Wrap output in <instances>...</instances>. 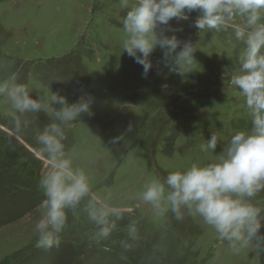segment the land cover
I'll list each match as a JSON object with an SVG mask.
<instances>
[{
  "label": "rangeland",
  "instance_id": "374dc122",
  "mask_svg": "<svg viewBox=\"0 0 264 264\" xmlns=\"http://www.w3.org/2000/svg\"><path fill=\"white\" fill-rule=\"evenodd\" d=\"M127 11L120 0H0V61L7 62L0 81L16 72L33 99L59 92L69 104L95 100L92 118L61 125L65 152L89 176L92 192L68 212L59 248L45 251L35 224L48 161L36 137L59 122L40 112L16 114V124L0 98V264H264V252L252 248L233 255L201 218L186 213L178 222L169 212L159 219L140 199L150 179L215 163L235 132L250 130L243 97L230 84L242 42L231 28L199 32L197 13L173 20L182 29L177 38L196 45L200 67L183 78L166 68L157 75L154 67L144 79L123 50ZM160 58L157 49L154 66ZM211 135L219 138L214 154L201 150ZM89 203L122 215L108 217L115 227L98 244L89 239L100 227L89 218ZM252 203L264 208V191ZM133 222L136 241L127 234Z\"/></svg>",
  "mask_w": 264,
  "mask_h": 264
},
{
  "label": "clouds",
  "instance_id": "9594fccd",
  "mask_svg": "<svg viewBox=\"0 0 264 264\" xmlns=\"http://www.w3.org/2000/svg\"><path fill=\"white\" fill-rule=\"evenodd\" d=\"M128 9L123 18V50L142 66V78L156 67L157 75L166 68L181 78L200 67L195 59L196 45L181 41L171 26L189 20L197 13L194 27L199 31L220 33L231 28L243 49L239 69L230 78L231 86L243 97L250 118L248 131H237L227 146L215 155L216 162L204 166L193 163L186 171L169 173L163 179L152 178L143 186L140 199L150 205L154 215L165 218L169 212L176 221L187 213L199 217L212 228L233 255L252 248L264 252V208L252 201L264 191V0H120ZM168 33H172L168 35ZM159 49L156 65L151 57ZM0 61V64H6ZM162 66V67H161ZM16 72L0 81V98H5L16 124V114L44 112L59 123H52L36 137L44 160V172L39 181L44 199L38 205L40 218L35 224L37 247L48 251L59 248L61 233L68 228L69 211L90 195L89 176L74 166L62 143L67 137L61 125L74 127L82 116L92 118V96H81L69 104L67 98L52 92L45 99H33L27 84L18 83ZM58 105L59 107H54ZM219 138L211 135L201 150L215 153ZM89 218L99 227L89 239L93 243L107 240L114 227L108 217L121 214L98 209L89 203ZM129 240L139 239L136 222L127 228ZM125 250L132 245L122 242ZM110 249L105 248L104 251Z\"/></svg>",
  "mask_w": 264,
  "mask_h": 264
}]
</instances>
